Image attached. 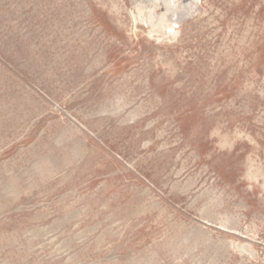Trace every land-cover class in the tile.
<instances>
[{"label":"rangeland","instance_id":"1","mask_svg":"<svg viewBox=\"0 0 264 264\" xmlns=\"http://www.w3.org/2000/svg\"><path fill=\"white\" fill-rule=\"evenodd\" d=\"M0 264H264V0H0Z\"/></svg>","mask_w":264,"mask_h":264},{"label":"bare ground","instance_id":"2","mask_svg":"<svg viewBox=\"0 0 264 264\" xmlns=\"http://www.w3.org/2000/svg\"><path fill=\"white\" fill-rule=\"evenodd\" d=\"M160 22V21H159ZM161 22L164 23L165 22V17L161 18ZM175 31V30H174Z\"/></svg>","mask_w":264,"mask_h":264}]
</instances>
